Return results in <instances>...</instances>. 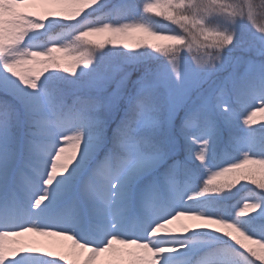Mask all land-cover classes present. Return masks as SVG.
<instances>
[{
	"label": "snow or ice",
	"instance_id": "1",
	"mask_svg": "<svg viewBox=\"0 0 264 264\" xmlns=\"http://www.w3.org/2000/svg\"><path fill=\"white\" fill-rule=\"evenodd\" d=\"M0 264H264V0H0Z\"/></svg>",
	"mask_w": 264,
	"mask_h": 264
}]
</instances>
